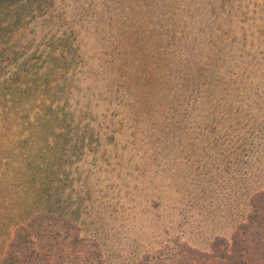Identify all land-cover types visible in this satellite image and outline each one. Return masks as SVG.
<instances>
[{
	"label": "rangeland",
	"instance_id": "1",
	"mask_svg": "<svg viewBox=\"0 0 264 264\" xmlns=\"http://www.w3.org/2000/svg\"><path fill=\"white\" fill-rule=\"evenodd\" d=\"M8 33L0 264L38 212L107 264L231 235L264 188V0H45Z\"/></svg>",
	"mask_w": 264,
	"mask_h": 264
},
{
	"label": "trees",
	"instance_id": "2",
	"mask_svg": "<svg viewBox=\"0 0 264 264\" xmlns=\"http://www.w3.org/2000/svg\"><path fill=\"white\" fill-rule=\"evenodd\" d=\"M44 1L0 0V37L9 32L8 39L13 28L21 23L25 11ZM43 220L48 221L44 226L41 224ZM64 225L71 232L61 238L57 229ZM101 255L96 240L82 234L74 218L60 213L38 212L15 228L2 262L107 264ZM133 264H264V188L250 195L245 218L235 226L228 238L214 237L207 249L177 243L174 254L170 256L147 253Z\"/></svg>",
	"mask_w": 264,
	"mask_h": 264
}]
</instances>
